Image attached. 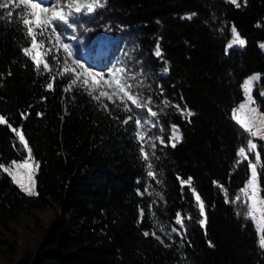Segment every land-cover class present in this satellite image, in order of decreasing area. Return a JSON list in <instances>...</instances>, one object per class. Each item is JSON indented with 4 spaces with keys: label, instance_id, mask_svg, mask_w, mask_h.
<instances>
[{
    "label": "trees",
    "instance_id": "16d2710c",
    "mask_svg": "<svg viewBox=\"0 0 264 264\" xmlns=\"http://www.w3.org/2000/svg\"><path fill=\"white\" fill-rule=\"evenodd\" d=\"M26 1L0 0V227L57 212L17 264H264L243 197L249 133L234 114L252 72L264 113V0H102L71 18L74 38ZM233 26L245 44L227 48ZM102 31L120 34L90 53L95 67L122 59L113 99L89 88L76 58ZM27 150L35 193L6 169ZM5 245L17 253L0 235Z\"/></svg>",
    "mask_w": 264,
    "mask_h": 264
},
{
    "label": "rangeland",
    "instance_id": "374dc122",
    "mask_svg": "<svg viewBox=\"0 0 264 264\" xmlns=\"http://www.w3.org/2000/svg\"><path fill=\"white\" fill-rule=\"evenodd\" d=\"M230 1L238 2V0ZM26 3L31 7L35 20L50 22L51 17L55 15L67 27L62 28V30L60 29L61 33L67 31L70 35H74L75 25L71 22V18H77L78 14L91 13L94 9L102 5V0H69L65 5L62 4L64 1L60 2L58 0H28ZM72 11L78 13L75 14ZM55 32L54 30H49L47 34L50 46L56 44ZM119 36V33L102 31L95 35L91 40V45L84 48L81 55L76 57L84 63L87 70L89 88L93 90L99 86L100 96L107 97L108 99H113L117 94L125 91V82L121 75L119 65L122 59L115 60L111 64L95 67L91 63L90 53L92 49L96 51L102 50L103 48L110 49L111 43L119 38ZM244 44L245 38L233 26L232 36L227 41V48L231 46H243ZM32 48L34 56L38 57L40 51L37 43H34ZM55 51H57L56 48ZM155 53L160 54L161 49L157 47ZM63 63L65 64L67 62L63 60ZM259 76V72H252L244 79L245 98L238 104L234 114L237 121L249 133L246 145L240 150L242 156L246 157L250 163V176L246 182L243 197L247 200L249 213L255 222L258 236L264 246V197L260 193L257 170L260 163L259 147H264V113L259 110L252 92ZM153 122L154 120L150 119V123L153 124ZM180 136L181 134L179 135L178 130L171 126L170 143L175 144ZM36 168L37 164L29 150H27V154L23 159L14 160L6 166L13 180L27 193L36 192ZM56 212L57 210L53 208L38 209L32 215L24 216L19 220L11 222L8 228L3 229L0 227V235L8 242H11L17 250V253H12L5 245L0 250V264H17L18 259L26 252L31 253L38 244L45 226L54 218Z\"/></svg>",
    "mask_w": 264,
    "mask_h": 264
},
{
    "label": "bare ground",
    "instance_id": "6f19581e",
    "mask_svg": "<svg viewBox=\"0 0 264 264\" xmlns=\"http://www.w3.org/2000/svg\"><path fill=\"white\" fill-rule=\"evenodd\" d=\"M173 128H174V129H177V130H178V132H179V135H180L179 127H178V126H174V125H173Z\"/></svg>",
    "mask_w": 264,
    "mask_h": 264
},
{
    "label": "water",
    "instance_id": "95a60500",
    "mask_svg": "<svg viewBox=\"0 0 264 264\" xmlns=\"http://www.w3.org/2000/svg\"><path fill=\"white\" fill-rule=\"evenodd\" d=\"M181 134V133H180ZM181 139V136H180V138L178 139V141Z\"/></svg>",
    "mask_w": 264,
    "mask_h": 264
}]
</instances>
